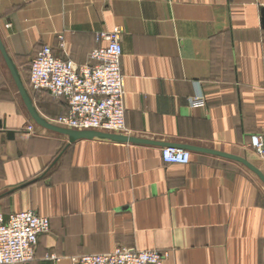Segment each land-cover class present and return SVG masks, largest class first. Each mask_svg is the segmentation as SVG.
<instances>
[{
    "label": "crops",
    "instance_id": "1",
    "mask_svg": "<svg viewBox=\"0 0 264 264\" xmlns=\"http://www.w3.org/2000/svg\"><path fill=\"white\" fill-rule=\"evenodd\" d=\"M114 27L123 135L146 143L70 141L38 125L0 52V215L33 209L50 220L26 264H76L116 247L168 251L165 264H264L259 177L210 152L186 149L185 165L161 156L167 145H189L243 157L264 175L250 144L264 135V0H0L2 45L52 124L67 105L30 87L31 60L46 45L89 63ZM197 91L202 107L188 102Z\"/></svg>",
    "mask_w": 264,
    "mask_h": 264
},
{
    "label": "built area",
    "instance_id": "2",
    "mask_svg": "<svg viewBox=\"0 0 264 264\" xmlns=\"http://www.w3.org/2000/svg\"><path fill=\"white\" fill-rule=\"evenodd\" d=\"M104 46L90 52V62L77 64L56 56L52 47L42 46L29 67V85L63 99L66 111L55 118L54 124L75 130H96L125 134V76L121 68V31L114 27L101 33ZM62 40V35H59ZM60 45L63 46L62 41ZM193 107H202L205 100L200 91L189 99ZM31 128L28 129L30 131ZM255 152L264 156V135L251 136ZM161 156L168 164H188L190 152L176 147H163ZM50 229L47 216L33 209L0 215V264H26L34 260L40 235ZM168 251L116 247L108 253H84L76 264H165Z\"/></svg>",
    "mask_w": 264,
    "mask_h": 264
},
{
    "label": "water",
    "instance_id": "3",
    "mask_svg": "<svg viewBox=\"0 0 264 264\" xmlns=\"http://www.w3.org/2000/svg\"><path fill=\"white\" fill-rule=\"evenodd\" d=\"M0 52L4 58L5 64L17 86V89L20 93V96L30 114V116L32 117V119L40 126L50 129L52 131L61 133V134H65L69 137L70 141H75L77 139H92V138H104V139H110L113 141H120V142H131V143H146L148 141L144 140V139H140V138H136V137H132V136H127V135H123V134H115V133H107V132H102V131H96V130H75V129H68V128H64V127H60L58 125L49 123L48 121H46L45 119H43L36 111L35 108L33 107L27 92L19 78V75L17 74L13 64L10 62L5 49L2 45L1 39H0ZM167 146H171L173 147V145H167ZM181 149H189V150H198V151H205V152H210V153H214L217 155H221L223 157H227L230 159H233L235 161H238L240 163H242L245 167H247L249 170H251L253 173H255L259 179L264 183V175L263 173L257 168L255 167L253 164H251L249 161H247L245 158L240 157V156H236V155H232V154H228V153H224V152H219V151H214V150H210V149H204V148H198V147H192L189 145H180Z\"/></svg>",
    "mask_w": 264,
    "mask_h": 264
},
{
    "label": "rangeland",
    "instance_id": "4",
    "mask_svg": "<svg viewBox=\"0 0 264 264\" xmlns=\"http://www.w3.org/2000/svg\"><path fill=\"white\" fill-rule=\"evenodd\" d=\"M28 67H29V65H23V67L21 68V71H20V74H21L23 80L25 81V83L27 82V69H28Z\"/></svg>",
    "mask_w": 264,
    "mask_h": 264
}]
</instances>
